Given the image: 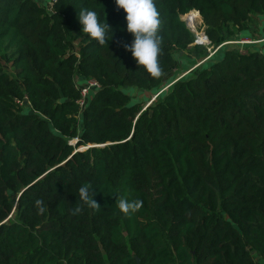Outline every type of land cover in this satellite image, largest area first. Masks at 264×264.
<instances>
[{
    "label": "trees",
    "instance_id": "trees-1",
    "mask_svg": "<svg viewBox=\"0 0 264 264\" xmlns=\"http://www.w3.org/2000/svg\"><path fill=\"white\" fill-rule=\"evenodd\" d=\"M155 4L159 78L125 49L115 0H0V264L264 262V0ZM181 52L205 61L180 79ZM169 85L149 107L128 92ZM85 184L100 207L79 200ZM118 195L142 207L126 216Z\"/></svg>",
    "mask_w": 264,
    "mask_h": 264
},
{
    "label": "clouds",
    "instance_id": "clouds-1",
    "mask_svg": "<svg viewBox=\"0 0 264 264\" xmlns=\"http://www.w3.org/2000/svg\"><path fill=\"white\" fill-rule=\"evenodd\" d=\"M115 4L126 13V31L133 36L132 42L124 45L125 49L146 73L152 78H159L162 74L159 62L162 38L159 35L160 13L155 0H115ZM78 20L83 33L88 34L100 45L107 43V27L99 20L95 11L81 9L78 12ZM94 189L87 184L79 188V200L92 209L100 207L94 199ZM35 203L38 213L43 214L45 212V208L42 207L43 201L38 199ZM142 203L141 200H128L118 195L115 205L124 215L131 216L140 210ZM80 211L81 208L77 206L73 214H78Z\"/></svg>",
    "mask_w": 264,
    "mask_h": 264
},
{
    "label": "rangeland",
    "instance_id": "rangeland-1",
    "mask_svg": "<svg viewBox=\"0 0 264 264\" xmlns=\"http://www.w3.org/2000/svg\"><path fill=\"white\" fill-rule=\"evenodd\" d=\"M189 15V14H188ZM183 17V20L186 22V24L189 26V20L187 19V16ZM199 15V14H198ZM262 19V18H261ZM199 20V21H198ZM261 22L260 18H259V23ZM196 25H197V32L193 31L191 28V30L197 35L198 40L201 41L199 39V35H206L205 34V30L206 27L203 25V20L201 18V16L199 15V19H196ZM197 40V43H198ZM254 41L250 40V39H240L239 41L236 42H231L229 43L230 46H234V47H238L240 49H244L243 52L245 51L244 46L247 44L249 45V43H253ZM204 44V43H203ZM208 43L205 44V46H207ZM178 58L181 62V69L178 73V76L180 79L184 78L186 76H189L192 74V72L201 67L202 64L204 63V61L199 62V61H195L192 59H189L188 54L186 52H181L178 54ZM86 84V82L84 83ZM167 88V87H166ZM164 88V89H166ZM163 89H158L156 91L153 92H148V93H143V92H139V91H128L129 93H131L134 96V99L136 100L137 103H140L142 105H149L152 100L156 97V95L158 93H160ZM73 143H76L75 141H73ZM257 262H259V264H264V262H262L259 258H256Z\"/></svg>",
    "mask_w": 264,
    "mask_h": 264
},
{
    "label": "built area",
    "instance_id": "built-area-1",
    "mask_svg": "<svg viewBox=\"0 0 264 264\" xmlns=\"http://www.w3.org/2000/svg\"><path fill=\"white\" fill-rule=\"evenodd\" d=\"M87 84H88V86L85 87V88L83 89V91H82V96H83V97H82V99L79 101V104H80V106H81L82 108L85 106V104H86V99H87V97L89 96L90 92L93 91V90H95V89H98V88H99L98 83L95 82V81H90V82H88Z\"/></svg>",
    "mask_w": 264,
    "mask_h": 264
},
{
    "label": "bare ground",
    "instance_id": "bare-ground-1",
    "mask_svg": "<svg viewBox=\"0 0 264 264\" xmlns=\"http://www.w3.org/2000/svg\"><path fill=\"white\" fill-rule=\"evenodd\" d=\"M198 14H199L198 12H192L188 16L189 27L195 32H197L196 31L197 30L196 19H199V15H200V14L199 15ZM199 36H200L199 39L201 40L200 42L206 44L207 42L205 40L206 39L205 35L203 34V35H199Z\"/></svg>",
    "mask_w": 264,
    "mask_h": 264
},
{
    "label": "water",
    "instance_id": "water-1",
    "mask_svg": "<svg viewBox=\"0 0 264 264\" xmlns=\"http://www.w3.org/2000/svg\"><path fill=\"white\" fill-rule=\"evenodd\" d=\"M187 26H188V25H187ZM188 27H189V26H188ZM189 28H190V27H189ZM205 38H206V39H205L206 42H207L208 44H210V41H209V39H208V37H207L206 35H205ZM197 44H203V43H201L200 41H198ZM171 85H172V84H171ZM171 85H169L166 89H168ZM166 89H163L160 93H158V94L156 95V97L152 100V102L155 101V100L159 97V95H161ZM150 104H151V103H150ZM150 104H149V105H150ZM149 105H148V107H149ZM146 109H147V108H146ZM146 109H145V110H146ZM145 110H144V111H145ZM144 111H143V112H144ZM91 147L94 148V147H96V146H90V147H88V148H91ZM85 149H87V148H81V150H79V151H82V150H85Z\"/></svg>",
    "mask_w": 264,
    "mask_h": 264
}]
</instances>
